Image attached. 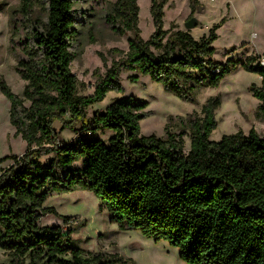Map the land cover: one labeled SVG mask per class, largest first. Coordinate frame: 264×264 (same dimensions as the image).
<instances>
[{"label":"trees","instance_id":"trees-1","mask_svg":"<svg viewBox=\"0 0 264 264\" xmlns=\"http://www.w3.org/2000/svg\"><path fill=\"white\" fill-rule=\"evenodd\" d=\"M79 2L20 0L11 14L10 50L26 85L21 96L3 80L0 90L10 103L15 137L27 150L0 160H13L0 173V249L9 264H129L117 254L77 247L73 235L79 227L64 228L70 217L62 218L63 226L42 225L43 218L56 215L45 202L76 190L92 192L120 230L177 248L185 264H264V138L251 129L210 141L220 98H210L200 113L169 117L164 139L141 134L147 104L133 97L88 115L110 92L123 93L124 73L133 74L132 83L149 77L195 103L199 88L218 87L238 67L261 75L252 66L256 58L214 61L220 25L198 40L174 25L164 30L167 0H151L155 32L144 41L138 0H119L107 23L132 34L128 52L104 76L96 73L93 94L83 96L72 72ZM189 5L193 12L201 7L199 0ZM38 8L44 19L36 17ZM249 90L259 101L256 119L264 120V81ZM175 121L180 134L170 131ZM57 122L75 133L71 143L60 139ZM106 131L112 134L107 140L96 137Z\"/></svg>","mask_w":264,"mask_h":264},{"label":"rangeland","instance_id":"rangeland-1","mask_svg":"<svg viewBox=\"0 0 264 264\" xmlns=\"http://www.w3.org/2000/svg\"><path fill=\"white\" fill-rule=\"evenodd\" d=\"M119 0H97L91 2L80 0L76 6L75 29L77 37L73 45L76 55L72 63V72L79 84V93L83 96L93 94L96 73L104 76L113 61H118L129 49L128 41L132 37L130 32L120 34L107 23V16L112 12ZM202 12L191 10L189 0H167L164 7V30L171 25L179 30L187 31L185 24L196 18L199 24L189 30L195 39L209 34L215 26L221 27L217 31L218 40L214 43V61L226 64L229 61H246L250 57L257 58L264 53V0H199ZM20 0H0V82L10 87L15 95L21 96L26 83L16 72V61L10 50L12 36L11 14L17 10ZM139 29L144 41H148L155 32L151 16V0H138ZM36 17L45 18L40 8L35 11ZM25 30L22 31L24 38ZM133 74L121 75L123 93L110 92L104 102L88 109L92 117L101 113L112 104L115 99L133 97L146 102L141 121L143 136L165 137V127L169 117L186 118L197 112L212 97H218L221 106L215 118L217 127L210 135V141L218 142L224 136L239 132L249 133L254 129L264 138V120L256 119L259 101L253 97L249 88L251 85L262 86L259 74L238 67L227 75L218 87L199 88L196 102L191 103L179 99L165 91L163 86L153 82L149 77L140 76L137 83H132ZM10 103L0 90V160L22 156L27 150V144L21 137H15V130L9 122ZM60 139L71 143L75 133L62 130V125L55 123ZM170 131L180 134L182 129L179 121H175ZM112 134L108 131L99 133L97 138L107 140ZM185 151L190 150L189 134L183 136ZM13 160L0 163V173L8 168ZM51 208L56 215H49L42 219L43 226L62 225V218L70 217L68 226L78 230L73 235L77 247L91 253L117 254L128 260L129 264H185L179 258L177 248L165 241H154L144 237L134 230L122 231L116 223H112L108 210L102 207L100 201L92 192L76 190L62 195L50 197L44 204ZM11 258L0 249V264H9Z\"/></svg>","mask_w":264,"mask_h":264},{"label":"built area","instance_id":"built-area-1","mask_svg":"<svg viewBox=\"0 0 264 264\" xmlns=\"http://www.w3.org/2000/svg\"><path fill=\"white\" fill-rule=\"evenodd\" d=\"M252 66H253L254 68H256V69L259 68V70L262 72V74L259 75V80H260L261 82H263V81H264V53H263V54H260V55L256 58L255 62L252 64Z\"/></svg>","mask_w":264,"mask_h":264},{"label":"water","instance_id":"water-1","mask_svg":"<svg viewBox=\"0 0 264 264\" xmlns=\"http://www.w3.org/2000/svg\"><path fill=\"white\" fill-rule=\"evenodd\" d=\"M203 8L199 7L198 8V12H202ZM199 24V21L196 18H192L190 19L186 24H185V28L187 29V31L196 28V26Z\"/></svg>","mask_w":264,"mask_h":264},{"label":"crops","instance_id":"crops-1","mask_svg":"<svg viewBox=\"0 0 264 264\" xmlns=\"http://www.w3.org/2000/svg\"><path fill=\"white\" fill-rule=\"evenodd\" d=\"M244 134H247V133H244Z\"/></svg>","mask_w":264,"mask_h":264}]
</instances>
